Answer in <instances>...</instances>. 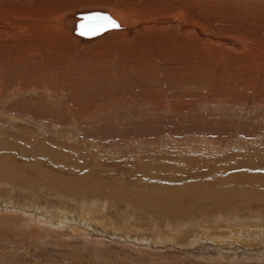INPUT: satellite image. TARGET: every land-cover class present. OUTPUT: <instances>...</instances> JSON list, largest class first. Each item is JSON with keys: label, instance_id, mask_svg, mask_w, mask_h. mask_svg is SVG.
Listing matches in <instances>:
<instances>
[{"label": "rangeland", "instance_id": "1", "mask_svg": "<svg viewBox=\"0 0 264 264\" xmlns=\"http://www.w3.org/2000/svg\"><path fill=\"white\" fill-rule=\"evenodd\" d=\"M130 1L144 7L136 11L166 10L165 17L179 5L182 24L198 23L206 33L237 40L231 45L200 40L187 56L171 43L163 49L149 38L142 44L136 39L85 43L75 34L82 11L106 10L117 20L120 27L103 38L132 32L138 37L144 21H137L135 12L122 15L117 5L125 0H35L37 10L58 12L65 30L60 43L44 42L47 53L41 39L25 49L12 40L0 44V67L6 64L0 68V264H264V47L259 44L264 43V0ZM233 29L260 39L247 34L242 41ZM236 43L244 49L232 47ZM159 155L167 166L180 165L183 175H159L143 163ZM106 158L116 163L104 165L116 175L112 178L124 177L122 190L173 191L174 207L183 204L186 212L171 216L113 195V187L91 172ZM16 161L35 168L32 174L22 171L32 182L14 181L20 173ZM49 164L92 181L77 191L54 188ZM23 201L45 213L28 218L10 210L12 202L25 207ZM91 202L94 210L86 215L102 225L97 234L67 235L66 229L47 225ZM205 205L209 211L203 215ZM146 234H153L152 241ZM196 235L202 242L193 245ZM159 236L164 242L155 239Z\"/></svg>", "mask_w": 264, "mask_h": 264}, {"label": "bare ground", "instance_id": "2", "mask_svg": "<svg viewBox=\"0 0 264 264\" xmlns=\"http://www.w3.org/2000/svg\"><path fill=\"white\" fill-rule=\"evenodd\" d=\"M118 1V0H117ZM134 1H136V0H134ZM35 0H0V44H6V43H8V42H10L11 40H12V42H18V43H22V47H21V49L23 48V49H25V48H27V46H29V47H31V43L34 45V44H36L38 41H43V43H42V48H41V51H43L44 50V52L45 53H47L46 52V49L44 48V42H45V44L48 42V43H50V42H58V43H60V37L58 36V35H61L63 32H64V28H63V25H60V23H58V21H60V16H58V12L56 13V11L54 12H48V10H37V7L35 6ZM120 2V1H119ZM139 2V1H138ZM145 2V1H144ZM247 2V1H246ZM250 2V1H249ZM52 5V4H51ZM117 5V4H116ZM156 5V4H155ZM171 6V5H170ZM178 7H176L175 6V8L173 7V8H169L168 9V11H169V13H170V15H168V17H165L164 16V14H165V11L164 10H162V11H159V12H155V10H153V11H151V10H148V11H143V12H140V10L139 11H136V10H138L139 8H141L142 6L141 5H139V3H137V2H133V1H127V0H125V2H123V3H119L118 5H117V8L120 10V11H122L121 13H122V15H123V13L124 14H129V12H130V14H132V12H135V13H137L136 15L139 17L138 19H137V21H139L140 19L141 20H143L144 21V24H141V25H139V28H141L142 26H145V27H143V28H145L144 29V31H142V32H148L149 33V36H146V34H145V36L144 37H141L142 36V32L140 33V35L137 37V34L135 33V32H132V33H128V34H119V35H115V34H113V33H111V34H108L109 36H104V38H103V35L104 34H106V33H108L109 31H111V30H114L115 28H112V29H108V30H106V31H104V32H102V33H100V34H98V35H96V36H92V37H83L82 35H80V34H78V33H76V31H75V34H76V36L82 41V42H85V43H88L89 41H95V40H98V39H101L100 41H99V43L101 44H104V43H106V42H114L116 39H119V40H124V41H128V40H132V39H136V40H138V42L139 43H143V42H145L146 40V38H149V40L150 41H156V42H154L153 44L155 45V46H157V44L159 43H161L162 44V46L164 47L163 49H166L167 48V46L171 43V46L172 47H174V51H176V52H178V51H183L184 53H185V55H186V53L188 52V50L190 49V48H192L193 46H195V45H197V46H200V40L201 41H205L204 39H210V40H212V41H219V40H225V42H227V44L229 43L230 45L232 44L231 42H233V44L236 42V38H233V37H230L229 35V37H226L225 36V38H222L221 36H216V32H207L206 33V31H205V29H203L204 31H202L201 30V28L199 29V27H198V23H192L193 25H191V28H190V25H188V23L187 24H182L184 21H182L181 22V13H182V8H181V6H179V5H177ZM116 7V6H115ZM39 8V7H38ZM122 8V9H121ZM142 8H144V7H142ZM41 9V8H40ZM162 9V8H161ZM160 9V10H161ZM146 10V9H145ZM119 11V12H120ZM151 11V12H150ZM167 12V11H166ZM129 14V15H130ZM116 16V15H115ZM121 16V15H120ZM184 16H185V14H184ZM62 17V16H61ZM78 17H79V15H78ZM122 17V16H121ZM129 17H132V15L131 16H128V19H129ZM192 17V16H191ZM195 17H196V15H195ZM133 18V17H132ZM183 18V17H182ZM121 19V18H120ZM125 20H124V22L125 23H127L128 21H127V19L126 18H124ZM185 20V19H184ZM191 20V19H190ZM130 21V20H129ZM61 22H62V20H61ZM123 22V23H124ZM132 22V21H131ZM195 22V21H194ZM200 23V22H199ZM202 23V22H201ZM206 23V22H205ZM146 24V25H145ZM204 24V23H203ZM208 24V23H207ZM56 25H59V26H61V27H58V26H56ZM65 25V24H64ZM76 25H77V23H76ZM54 26H56V27H54ZM213 26V25H212ZM127 27V26H126ZM76 28V27H75ZM142 28V29H143ZM204 28V27H203ZM215 28V27H214ZM232 29V28H231ZM206 30H207V28H206ZM234 30V29H233ZM240 30V29H239ZM70 31V30H69ZM226 31V30H225ZM238 31V30H237ZM237 31L236 30H234L233 32V35L235 36V37H237V38H239L240 40H242V41H244L245 40V38L243 37V36H248V37H250L251 36V38H256L257 37V39H260L257 35L258 34H255V33H249V32H247V33H243L244 35H239V34H235V33H237ZM153 33V34H152ZM154 35V38H153V40H151L152 39V35ZM248 34V35H247ZM151 35V36H150ZM233 35H231V36H233ZM67 37V36H66ZM102 37V38H101ZM140 37V38H139ZM151 37V38H150ZM263 37H264V35H263ZM41 39V40H40ZM73 39V38H72ZM70 40V39H69ZM79 40V41H80ZM135 40V41H136ZM248 40V39H247ZM212 41H210V42H212ZM253 41H254V39H253ZM11 42V43H12ZM74 42V41H73ZM148 43H149V41H147ZM158 42V43H157ZM206 42V41H205ZM204 42V43H205ZM17 43V44H18ZM47 43V44H48ZM58 43H56V44H58ZM65 43V42H64ZM70 44H71V42H69ZM68 43V44H69ZM214 43V42H213ZM220 42H216V44L218 45ZM239 43V42H238ZM14 44H16V43H14ZM77 43H75V45H76ZM79 44V43H78ZM108 44H110V43H108ZM223 44V43H222ZM228 44V45H229ZM260 45H262L263 47H264V43H259ZM12 45H13V43H12ZM37 45V44H36ZM49 45V44H48ZM48 45H47V47H48ZM51 45V44H50ZM59 45H62V44H58L57 46H59ZM64 45V44H63ZM84 45V44H83ZM82 45V46H83ZM203 45H205V44H203ZM202 45V46H203ZM207 45H208V43H207ZM247 45V44H246ZM6 46V45H5ZM46 46V45H45ZM66 46H67V43H66ZM65 46V47H66ZM79 46V45H78ZM145 46V45H144ZM152 46V45H151ZM161 46V47H162ZM210 46V45H209ZM242 46H244L243 44H237L236 43V46H234V45H232V47H237V48H241ZM8 47V46H7ZM17 47V46H16ZM38 47V46H37ZM37 47L35 46V48H34V50L35 51H38L40 48H38L37 49ZM60 47V46H59ZM59 47H57L58 49H59ZM64 47V46H63ZM64 47V48H65ZM72 47V46H71ZM142 47H143V45H142ZM147 47H148V45H147ZM152 47H154V46H152ZM208 47V46H207ZM215 47H218V46H215ZM222 47V46H221ZM220 47V48H221ZM225 47V46H224ZM231 47V46H230ZM247 46H245V48H246ZM10 48H11V46H10ZM14 48H15V46H14ZM56 48V47H55ZM56 48V49H57ZM145 48V47H144ZM195 48V47H194ZM199 48V47H198ZM202 48V47H201ZM204 48L206 49V47L204 46ZM204 48H202L203 49V51L205 50ZM219 48V49H220ZM243 48V47H242ZM16 49V48H15ZM210 49V48H209ZM212 49V48H211ZM227 49V48H226ZM232 49V48H231ZM244 49V48H243ZM242 49V50H243ZM263 48L262 47H260L259 49H258V47L255 49V51H259V50H262ZM50 50V49H49ZM51 50H52V48H51ZM51 50L49 51V52H51ZM171 50V49H170ZM195 51H196V49H194ZM207 50V49H206ZM215 50V49H214ZM222 51H223V49H221ZM228 50V49H227ZM241 50V49H240ZM247 50V49H246ZM3 51V50H2ZM23 51V50H22ZM40 51V50H39ZM167 51H169V50H167ZM202 51V52H203ZM230 51V50H229ZM247 51H249V50H247ZM9 52H11V51H9ZM15 52V51H14ZM43 52V53H44ZM53 52V51H52ZM51 52V53H52ZM75 52V51H74ZM140 52V51H139ZM182 52V53H183ZM201 52V51H200ZM201 52V53H202ZM216 52V51H215ZM215 52H213V55H215L214 53ZM221 52V51H220ZM219 52V53H220ZM236 52H238L237 50H236ZM243 52V51H242ZM256 52V53H257ZM24 53V52H23ZM38 53V52H37ZM41 53V52H40ZM54 53V52H53ZM57 53V52H56ZM61 53V52H60ZM179 53V52H178ZM194 53V52H193ZM205 53V52H204ZM210 53V51L208 52V54ZM212 53V52H211ZM217 53V52H216ZM225 53V52H224ZM227 53H228V51H227ZM226 53V54H227ZM58 54V53H57ZM188 54V53H187ZM207 54V53H206ZM218 54V53H217ZM225 54V55H226ZM8 55V54H7ZM28 55V54H27ZM42 55V54H41ZM61 56H63L62 55V53L60 54ZM59 54H58V57L60 56ZM182 55V54H181ZM203 55V54H202ZM220 55V54H219ZM228 55V54H227ZM232 54H229V56H231ZM238 55H239V53H238ZM30 56V55H29ZM28 56V57H29ZM44 56V58L47 56V54L45 55H43ZM51 56V55H50ZM53 56L54 55H52V58H53ZM55 56H57V55H55ZM187 56V55H186ZM190 56V55H189ZM199 56H200V54H199ZM216 56V55H215ZM221 56V55H220ZM224 56V55H223ZM236 56V55H235ZM261 56V55H260ZM194 57V56H193ZM211 57H212V55H211ZM222 57V56H221ZM227 57V56H226ZM232 57V56H231ZM234 57V56H233ZM244 57V56H243ZM246 57V56H245ZM252 57V56H251ZM185 58V57H184ZM196 58V57H195ZM205 58V57H204ZM213 58H215V57H213ZM223 58V57H222ZM230 58V57H229ZM236 58H237V56H236ZM235 58V60H237V59H239V58H237L236 59ZM7 59V58H6ZM11 59V58H10ZM186 59V58H185ZM206 59V58H205ZM211 59V58H210ZM219 59H221L220 57H218V60ZM226 59V58H225ZM228 59V58H227ZM245 59V58H244ZM22 60V59H21ZM45 60V59H44ZM52 60V59H51ZM144 60V59H143ZM198 60V59H197ZM230 60L232 61H234V59L233 58H230ZM256 60V59H255ZM14 61V60H13ZM43 61V60H42ZM49 61H50V59H49ZM190 61H191V59H190ZM189 61V62H190ZM225 61V60H224ZM230 61V62H231ZM233 61H232V63H233ZM238 61H240V59L238 60ZM238 61H237V63H238ZM252 61V60H251ZM257 61V63L259 62L258 60H256ZM248 63H249V61H247ZM0 63H1V61H0ZM3 63L5 64V61H3ZM20 63V62H19ZM188 63V62H187ZM192 63V62H191ZM16 64V63H15ZM131 64V63H130ZM134 64V63H133ZM182 64V63H181ZM252 64V63H251ZM1 65V64H0ZM3 65V64H2ZM19 65V64H18ZM174 65V64H173ZM213 64H211V66H212ZM232 65V64H231ZM235 65V64H234ZM5 66H6V64H5ZM4 66V67H5ZM147 66H148V64H147ZM186 66V65H185ZM199 66V65H198ZM205 66V65H204ZM216 66V65H215ZM227 66H230V65H227ZM2 67L3 66H1L0 68L2 69ZM3 67V68H4ZM17 67V66H16ZM28 67V66H27ZM180 67V61L178 62V64L176 65V68H179ZM207 67V66H206ZM217 67V66H216ZM6 68V67H5ZM12 68V67H11ZM183 68V67H182ZM188 68V67H187ZM249 68V67H248ZM252 68V67H251ZM174 69V68H173ZM172 69V70H173ZM215 69V68H214ZM238 69V68H237ZM236 69V70H237ZM261 69V68H260ZM263 69V68H262ZM4 70V69H3ZM195 70V69H194ZM205 70V69H204ZM217 70V69H216ZM246 70V69H245ZM191 71V70H190ZM189 71V72H190ZM212 71V70H211ZM214 71V70H213ZM212 71V72H213ZM259 71V70H258ZM204 72V71H203ZM160 95V94H159ZM158 96V95H157ZM163 99V98H162ZM180 100V99H179ZM139 152V151H138ZM146 152V151H145ZM139 154V153H138ZM14 156V155H13ZM156 156V155H155ZM11 157H12V155H11ZM10 157V158H11ZM154 157V156H153ZM159 157H160V155L158 156V158H156V159H154V158H149L150 160H148V159H146V162L144 161L143 163H145V164H148V165H151V167H149V168H152L154 171L155 170H158V171H156V172H158L159 173V175H169V176H173V175H176L175 177H177L179 174L182 176L183 174H181V172L183 173L184 171H181V170H179V166L180 165H177L176 167L175 166H167L166 165V163H167V161L166 162H163L164 161V159H163V161L162 162H160L161 161V159L163 158H161L160 159V161H159ZM166 157V156H165ZM148 158V157H147ZM4 159V157H1L0 156V160H3ZM18 159V158H17ZM55 159V158H54ZM102 159V158H101ZM168 159H170V156H169V158ZM14 160V159H13ZM106 160H107V158H106ZM113 159H111L110 158V160H107L108 162H105V160L102 162H98V164H96V165H98V168H97V166L96 165H93V166H96L95 168H97V169H95L94 168V170L93 171H91V172H93L92 173V175L94 174L98 179H96V181H101V183H104L105 184V182L106 183H108V185H110V187L112 186L113 188H112V194L113 195H116V196H120L119 194H121V197L122 196H125V197H128V199H131V200H134L135 201V203H138L139 201H142L143 203H145V206L147 207V208H150V207H159L160 208V213H165V212H167L168 211V213H170V215L171 216H173V215H175V214H178L179 212H186V209L183 207V204H179L178 205V207H174L175 205H176V203H174L172 200L173 199H175V197H176V194L173 192V191H164V190H159V189H151V190H141V189H136L134 192H132V193H128L127 191H125V190H122L121 188H120V186L118 187V185H123V184H119L121 181H122V179H124V177H119V176H117V178L118 179H113L112 178V176H116L113 172V174H110L109 173V170L111 169L110 167V169H106L105 168V166L104 165H116V163H113V161H115V160H113ZM148 160V161H147ZM177 160H179V159H177ZM54 161V160H53ZM92 161V160H91ZM135 161V160H134ZM138 161V160H137ZM207 161V160H206ZM14 162V161H13ZM88 162V161H87ZM194 162V161H193ZM196 162V161H195ZM15 163V162H14ZM44 163V162H43ZM46 163H48L47 161H46ZM89 163V162H88ZM143 163H142V165H143ZM16 164H18L20 167V169H19V171H20V173H18L17 174V177H16V180H14V181H17V180H19V182L20 181H31L32 182V179H28L26 176H27V174H25L24 172H22L23 170L25 171V172H29L30 173V171L32 170V168L33 169H35L34 167H31L29 164H27L26 162H24V161H21V162H17L16 161ZM31 164V163H30ZM34 164V163H33ZM57 164V163H56ZM126 164V163H125ZM32 165V164H31ZM50 165V164H49ZM52 165V164H51ZM50 165V166H51ZM54 165V164H53ZM119 165V164H118ZM117 165V166H118ZM48 166V165H47ZM104 166V167H103ZM186 166V165H185ZM198 166V165H197ZM8 167V166H7ZM10 168V167H9ZM48 168V167H47ZM148 168V169H149ZM178 168V169H177ZM39 169V168H38ZM51 169L52 170H54V171H52V170H50V173L52 174V177H54V175H55V181H56V185L57 186H53L54 188L56 187V188H58V189H62L63 188V191L64 190H66V189H68L69 191L70 190H76L77 191V186L78 185H81V189H85L84 187H86L87 188V186L89 185V181L91 180H88L87 179V181H86V179H84V178H82V176H81V174H76V173H74V172H68V171H66V169L64 168H59V167H52L51 166ZM186 171H187V168H184ZM3 171V170H2ZM18 171V172H19ZM63 171H65L66 173H68V176L67 175H64L63 174ZM16 172H17V170H16ZM16 172H14V173H16ZM35 172H37L36 170H35ZM47 172V171H46ZM45 172V173H46ZM151 172V171H150ZM191 172V171H190ZM193 172V171H192ZM8 173H9V171H8ZM2 174V173H1ZM30 174H32V173H30ZM47 175L49 174V172H47L46 173ZM63 174V175H62ZM133 173H130V175H132ZM14 175V174H13ZM70 175L73 177V178H75V179H77V181H76V184H74V185H76V186H74L73 187V184H71L70 182L71 181H69V180H71V177H70ZM191 175V174H190ZM193 175V174H192ZM57 176V177H56ZM58 176H60V177H58ZM137 176V175H136ZM135 176V174H133V177L135 178V179H139L140 181L142 180L141 178H137ZM181 176H179V177H181ZM189 176V175H188ZM42 177V176H41ZM43 177H45V178H47L45 175L43 176ZM128 177V176H127ZM140 177V176H139ZM174 177V176H173ZM172 177V178H173ZM261 177V176H260ZM11 178V177H10ZM95 177H92V179H94ZM178 178V177H177ZM177 178H176V180H177ZM183 178V177H182ZM113 179V180H112ZM129 179V178H128ZM131 179V181H133V179L132 178H130ZM179 179H181V178H179ZM84 180V181H83ZM95 180V179H94ZM94 180H93V182H94ZM144 180V179H143ZM92 181V180H91ZM126 181H128V180H126ZM178 181V180H177ZM39 182V181H38ZM123 182V181H122ZM121 182V183H122ZM45 183V182H44ZM100 183V182H99ZM130 183V182H129ZM125 185V187L127 186V184H124ZM93 187V186H92ZM78 188H79V186H78ZM119 188V189H118ZM212 189V188H211ZM206 190V189H205ZM98 192V191H97ZM150 192H151V195H150ZM207 193V191H204V193H203V197H207V198H209L210 196H209V193ZM214 192H215V190H214ZM213 193V192H212ZM13 196V195H12ZM149 196V197H148ZM212 196V195H211ZM125 197H123V198H125ZM14 198V197H13ZM21 198V197H20ZM15 200V199H14ZM1 201V200H0ZM8 201V200H7ZM13 201V200H12ZM137 201V202H136ZM212 201H214V200H212ZM6 202V201H5ZM25 201H23L22 203H24ZM141 202V203H142ZM215 203H216V201H214ZM13 204H11L12 205V208L10 209L11 211H13L14 210V212L16 211V212H18V213H21V215L22 214H24V215H26V217L28 216V218H37V217H41V215L42 214H44L45 212L44 211H41V210H35V208L34 209H29V207L27 206V205H25L26 203H24V205H25V207L24 206H20V204H15V202H12ZM19 203V202H18ZM21 203V204H22ZM92 203V202H91ZM89 204L88 206H85V205H83V206H80V205H76V207L74 208V210H75V212H74V214L72 215V214H70V217H65V216H63V214H62V216H58V217H54V222L52 221V219H51V221H49L48 223H47V225L48 226H51V225H53V224H56V225H54L55 227H59V228H64V229H66V234L68 235L69 234V232L68 231H70V232H72V234H77V235H79V234H81V235H87V234H90V233H94V234H97L96 232L99 230H101L102 231V225L101 224H99V223H97V222H95V221H93L92 219H93V217H89L88 215H86L87 214V211H89V210H94V205H93V203L92 204ZM140 203V202H139ZM140 203V204H141ZM143 203H142V205H143ZM214 203V204H215ZM23 205V204H22ZM207 205V204H206ZM206 205H205V207H202V210H203V215L204 214H206V211H209V209H208V207H206ZM27 206V207H26ZM5 207H6V205H5ZM210 207V206H209ZM3 210H4V206L3 205H1V203H0V212L2 211L3 212ZM7 210H9V209H7ZM10 211V212H11ZM30 211V212H29ZM189 212V211H188ZM48 214V213H47ZM17 215V214H16ZM169 215V216H170ZM45 216V215H44ZM93 216H95V215H93ZM50 217V216H49ZM10 218V217H9ZM65 218V219H64ZM221 218V217H220ZM39 219V218H38ZM67 219H69L70 221H67ZM71 219H73V220H71ZM25 220V219H24ZM95 220V219H94ZM27 221V220H26ZM36 221V220H35ZM45 222V221H44ZM25 223V222H24ZM42 223V222H41ZM188 223V222H187ZM45 224V223H44ZM37 225H38V223H37ZM46 225V224H45ZM79 225H81L82 227H80ZM42 226V225H41ZM40 226V227H41ZM85 226V227H84ZM43 227V226H42ZM48 228V227H47ZM54 228V227H53ZM52 228V229H53ZM105 228V227H104ZM43 229V228H42ZM87 229H89V231L87 230ZM87 230V231H86ZM106 230H109V232H110V229H106ZM115 230V229H114ZM43 231H44V229H43ZM52 231H54V230H52ZM56 231V230H55ZM104 231V230H103ZM112 231H113V229H112ZM248 231V230H247ZM255 231H256V229H255ZM107 232V231H106ZM261 232H263V231H261ZM44 233H48V230L46 229L45 230V232ZM52 233V232H51ZM112 233V232H111ZM212 233V232H211ZM117 235V236H120V235H122V234H120V233H112V235ZM206 234V233H205ZM264 234V233H263ZM263 234L261 235V236H259V238L262 240V238H263ZM50 235V234H49ZM93 235V234H92ZM138 235H139V233H138ZM153 234H151V235H149V234H146L145 235V237L147 238V240H151L152 241V236ZM193 235V234H192ZM140 236V235H139ZM193 236H195V235H193ZM205 236V235H204ZM203 236V237H204ZM78 237V236H77ZM79 237H81V236H79ZM83 237V236H82ZM144 237V238H145ZM196 237H197V235H196ZM194 238L193 239V245L194 244H196V242H198V241H201L202 239H200V238ZM160 238V239H159ZM159 238H155V239H157V240H160L161 242H164V240H162V239H164V238H161L160 236H159ZM172 238V237H171ZM211 237L209 236V239H210ZM214 238H216V240L215 241H218V237H215L214 236ZM173 239V238H172ZM205 239V238H204ZM232 240V239H231ZM173 241V240H172ZM214 241V242H215ZM202 242V241H201ZM262 242H264V238H263V241ZM216 244H218L217 242H216ZM208 246V245H207ZM204 247V246H203ZM203 247H202V249H203ZM214 250V249H213ZM215 252V251H214Z\"/></svg>", "mask_w": 264, "mask_h": 264}, {"label": "snow or ice", "instance_id": "3", "mask_svg": "<svg viewBox=\"0 0 264 264\" xmlns=\"http://www.w3.org/2000/svg\"><path fill=\"white\" fill-rule=\"evenodd\" d=\"M86 23L80 25L81 34H97L101 31L107 30L108 28H118L120 25L111 16H88L85 18Z\"/></svg>", "mask_w": 264, "mask_h": 264}, {"label": "water", "instance_id": "4", "mask_svg": "<svg viewBox=\"0 0 264 264\" xmlns=\"http://www.w3.org/2000/svg\"><path fill=\"white\" fill-rule=\"evenodd\" d=\"M94 15H100V16H111V17L117 22V20H116L112 15H110L106 10L93 9V10H89V11H82V12H80V14H79V18H78V20H77L78 22H77L76 29H75L76 33L82 35V34H81V28H80V25H81L82 23H86V19H85L86 17H88V16H94ZM108 29H112V28L110 27V28H108ZM108 29H107V30H108ZM104 31H106V30H104ZM104 31H101V32H99V33H97V34H94V35L89 34V35H82V36H83V37H92V36H96V35H98V34L104 32Z\"/></svg>", "mask_w": 264, "mask_h": 264}]
</instances>
